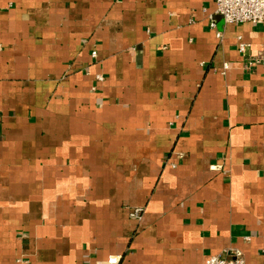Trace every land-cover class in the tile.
Masks as SVG:
<instances>
[{
	"label": "crops",
	"instance_id": "obj_1",
	"mask_svg": "<svg viewBox=\"0 0 264 264\" xmlns=\"http://www.w3.org/2000/svg\"><path fill=\"white\" fill-rule=\"evenodd\" d=\"M240 43L264 54V23L214 0H0V264H264V62Z\"/></svg>",
	"mask_w": 264,
	"mask_h": 264
},
{
	"label": "built area",
	"instance_id": "obj_2",
	"mask_svg": "<svg viewBox=\"0 0 264 264\" xmlns=\"http://www.w3.org/2000/svg\"><path fill=\"white\" fill-rule=\"evenodd\" d=\"M216 3V12L220 14L225 24H243L250 22L253 24L264 23V0H214ZM211 26L215 27L214 20L211 21ZM220 36V33H218ZM240 54L245 56L247 67L264 62V54L257 56L250 55L249 46L247 43H240L238 48ZM95 57L96 51L92 52ZM229 65L225 63L222 70L228 68ZM99 80H103L101 75L98 76ZM142 208H136L132 211L131 215L138 217ZM120 261L119 256L112 255L107 261L102 264H118ZM205 264H246L244 254L241 251L235 250L230 254H213L209 255Z\"/></svg>",
	"mask_w": 264,
	"mask_h": 264
}]
</instances>
